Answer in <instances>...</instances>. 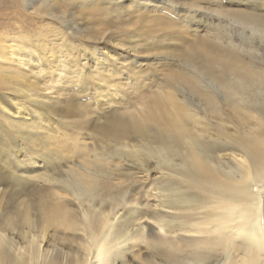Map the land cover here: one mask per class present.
<instances>
[{
    "label": "bare ground",
    "instance_id": "6f19581e",
    "mask_svg": "<svg viewBox=\"0 0 264 264\" xmlns=\"http://www.w3.org/2000/svg\"><path fill=\"white\" fill-rule=\"evenodd\" d=\"M234 3L218 2V15L264 32V0ZM13 39L0 42V264H132L137 242L149 264H264V69L234 40L188 42L139 111L118 114L102 106L117 91V58L92 43L86 66L49 28ZM125 70L135 81V66ZM117 160L152 176L151 202L129 193Z\"/></svg>",
    "mask_w": 264,
    "mask_h": 264
},
{
    "label": "rangeland",
    "instance_id": "374dc122",
    "mask_svg": "<svg viewBox=\"0 0 264 264\" xmlns=\"http://www.w3.org/2000/svg\"><path fill=\"white\" fill-rule=\"evenodd\" d=\"M24 1L25 3L20 7L17 5L16 0H0V42L3 41L4 37H7L11 40L6 42V45L14 46L17 40L14 41L13 38L16 36L29 35L38 29L58 30L75 43L74 48L80 47L81 59L86 66H93L94 64L95 60L89 49L93 47L91 44L94 43L96 56L104 57L108 55L110 58H117L121 66L118 72L120 80L116 85L117 91L113 94L111 92L106 93L107 98L112 101L102 105L107 110L117 109L118 114H127V112L133 111L137 113L139 111L137 105L142 100L151 97L153 90L156 91L160 84H164L168 73L179 65L176 58L180 56V50H185L188 42L196 40L206 33L216 32L221 40H234L233 42L243 49V51L240 50V53L246 60L264 69V32L260 31V34L252 33L249 29H243L241 25L218 15V2H222V7L230 8L237 6L234 3L235 0L231 2L232 4H229L228 1L230 0H174V2H177L176 7L171 5L166 7V0ZM248 1L253 0H242V4H246ZM141 4H144L145 7ZM115 6L119 7L116 8ZM262 8L263 6L260 7V9ZM261 12L264 11L261 10ZM185 16L188 18H185ZM147 29H152V34L148 36V40H145L144 37L138 34H141L140 31ZM169 31L173 33H169ZM49 47L46 46V48ZM27 52L24 49V53ZM128 66H135L136 68L135 81L132 78H126L125 69ZM40 77L39 80L44 77V72L40 73ZM43 82L42 79L40 83L44 84ZM47 83L51 85L50 81ZM102 88H105L104 85H102ZM173 89L182 98L189 96L187 90L184 93L179 87L174 86ZM82 97L84 95L79 98L82 100ZM98 99L100 100L99 105H101L104 99L101 97ZM90 100L88 99L87 103L93 108L92 112H96L93 113L92 117L99 118L100 115L97 111L101 112L99 109L103 107L96 106L94 101ZM127 106L130 109L132 108L131 111ZM90 117L91 115L84 120L88 121ZM71 131H74L73 135H75L77 131L84 134L85 130H74V128L67 130V132ZM123 162H119L121 164L119 165L120 172L123 173L121 175L123 180L120 181L131 187L129 193L133 192V196L136 195L134 193L137 191L135 197L138 201L149 200L151 202L152 198L147 197V195L159 191L151 182L150 177L152 176H149V174H144L145 176L137 175L134 167L133 170L131 169L132 166H128L127 163ZM149 163L152 164V160ZM130 172L134 175L136 182H133L127 176ZM134 206H132V209ZM151 213L152 210L145 207L141 208L139 214L151 217ZM148 239L150 242H154V240H151L152 238L148 237ZM140 243L137 242L134 248V253H138V256H135L136 260L134 259L133 262L130 260L132 264H145L143 260L145 257L149 258L150 256L147 249H144V251L141 249L143 245ZM140 256H143L144 259ZM144 261L147 262L146 259ZM147 264L149 263L147 262Z\"/></svg>",
    "mask_w": 264,
    "mask_h": 264
}]
</instances>
